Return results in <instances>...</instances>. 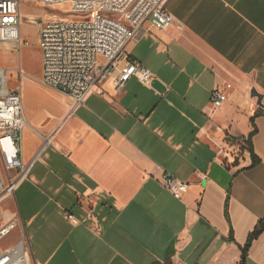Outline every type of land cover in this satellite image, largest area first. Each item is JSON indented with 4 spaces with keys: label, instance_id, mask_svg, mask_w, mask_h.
<instances>
[{
    "label": "crops",
    "instance_id": "1",
    "mask_svg": "<svg viewBox=\"0 0 264 264\" xmlns=\"http://www.w3.org/2000/svg\"><path fill=\"white\" fill-rule=\"evenodd\" d=\"M166 9L178 22H147L126 47L151 86L111 76L76 105L41 78L22 97L23 159L41 135L58 143L5 202L31 264H264V0ZM164 172L188 182L182 199Z\"/></svg>",
    "mask_w": 264,
    "mask_h": 264
},
{
    "label": "built area",
    "instance_id": "2",
    "mask_svg": "<svg viewBox=\"0 0 264 264\" xmlns=\"http://www.w3.org/2000/svg\"><path fill=\"white\" fill-rule=\"evenodd\" d=\"M48 12L40 19L38 48L42 57L45 85L70 95L83 104L102 84L114 76L116 88L136 77L147 86L155 74L126 50L147 22L166 30L178 22L166 9L167 0H36ZM22 0H0V42L23 44ZM80 16V17H79ZM19 75L22 68H17ZM227 94L215 89L212 104L220 107ZM29 124L19 86L9 87V71L0 68V264H31V250L25 235L9 240L18 228L15 217H4L3 205L27 179L41 155L58 148L55 134L41 135L42 145L28 162L22 156V131ZM161 184L182 199L189 184L164 172ZM77 222V218L69 215Z\"/></svg>",
    "mask_w": 264,
    "mask_h": 264
},
{
    "label": "rangeland",
    "instance_id": "3",
    "mask_svg": "<svg viewBox=\"0 0 264 264\" xmlns=\"http://www.w3.org/2000/svg\"><path fill=\"white\" fill-rule=\"evenodd\" d=\"M21 7L24 17L41 19L49 9L44 8L36 0H22ZM80 17V16H79ZM23 44L20 51L14 48L13 44L0 42V68L9 71V87L11 90L19 86V91L26 101V93L36 91V82H41L42 78V58L38 44V24L30 22L24 18L22 25ZM22 68L19 75L17 68ZM10 204V203H9ZM8 203H4V217L8 218L12 209ZM21 231L17 228L9 237L11 241L19 240Z\"/></svg>",
    "mask_w": 264,
    "mask_h": 264
},
{
    "label": "trees",
    "instance_id": "4",
    "mask_svg": "<svg viewBox=\"0 0 264 264\" xmlns=\"http://www.w3.org/2000/svg\"><path fill=\"white\" fill-rule=\"evenodd\" d=\"M261 113L262 112L258 110L256 112V116L260 115ZM254 119L255 118H253L252 121H254ZM252 135H253V133H252ZM252 135H250L249 138H248V140H247L249 143L251 142ZM252 157H253V164H255V163H257L259 161V158L256 156V154H255V152L253 150V147H252ZM258 232H259V230L255 231V233L251 236V239L254 238V237H256V235L258 234ZM244 256H245V253H244Z\"/></svg>",
    "mask_w": 264,
    "mask_h": 264
}]
</instances>
